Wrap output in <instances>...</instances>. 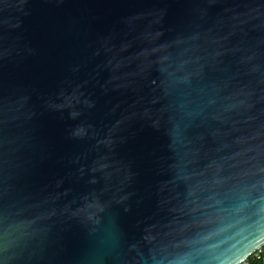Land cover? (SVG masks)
<instances>
[{"label":"water","instance_id":"1","mask_svg":"<svg viewBox=\"0 0 264 264\" xmlns=\"http://www.w3.org/2000/svg\"><path fill=\"white\" fill-rule=\"evenodd\" d=\"M263 245L264 0H0V264Z\"/></svg>","mask_w":264,"mask_h":264},{"label":"built area","instance_id":"2","mask_svg":"<svg viewBox=\"0 0 264 264\" xmlns=\"http://www.w3.org/2000/svg\"><path fill=\"white\" fill-rule=\"evenodd\" d=\"M239 264H264V245Z\"/></svg>","mask_w":264,"mask_h":264}]
</instances>
